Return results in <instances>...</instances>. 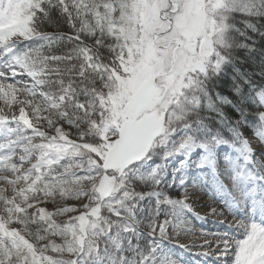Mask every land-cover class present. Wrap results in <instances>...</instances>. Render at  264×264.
Instances as JSON below:
<instances>
[{
  "label": "snow or ice",
  "instance_id": "6c2138e0",
  "mask_svg": "<svg viewBox=\"0 0 264 264\" xmlns=\"http://www.w3.org/2000/svg\"><path fill=\"white\" fill-rule=\"evenodd\" d=\"M0 264H264V0H0Z\"/></svg>",
  "mask_w": 264,
  "mask_h": 264
},
{
  "label": "rangeland",
  "instance_id": "374dc122",
  "mask_svg": "<svg viewBox=\"0 0 264 264\" xmlns=\"http://www.w3.org/2000/svg\"><path fill=\"white\" fill-rule=\"evenodd\" d=\"M208 226H210V225H206V227H208Z\"/></svg>",
  "mask_w": 264,
  "mask_h": 264
}]
</instances>
